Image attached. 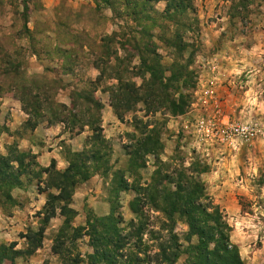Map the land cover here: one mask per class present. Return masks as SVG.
I'll return each instance as SVG.
<instances>
[{
    "label": "rangeland",
    "instance_id": "rangeland-1",
    "mask_svg": "<svg viewBox=\"0 0 264 264\" xmlns=\"http://www.w3.org/2000/svg\"><path fill=\"white\" fill-rule=\"evenodd\" d=\"M149 134L161 151L135 144ZM197 164L244 264H264V0H0V264H108L101 233L139 221L131 188ZM141 222L113 264L196 244L178 215Z\"/></svg>",
    "mask_w": 264,
    "mask_h": 264
},
{
    "label": "trees",
    "instance_id": "trees-1",
    "mask_svg": "<svg viewBox=\"0 0 264 264\" xmlns=\"http://www.w3.org/2000/svg\"><path fill=\"white\" fill-rule=\"evenodd\" d=\"M149 75L151 77V83L154 79H159L154 78L153 72H149ZM115 80L119 83L121 81L119 77H116ZM156 84L157 83L154 82V85ZM154 85L151 84L149 88L153 94L156 92L158 93L157 90L152 89ZM157 89L159 90V88ZM139 91V88L135 89L134 87L133 89L132 86L128 84L117 89L115 92L117 105H113V108L118 118L122 117L121 114L123 112L128 113L133 111L132 104H130L129 101H135ZM157 99H159V96L158 98L153 96V101L156 102ZM150 104L153 105V102ZM167 104L169 107L167 110L173 115L183 114V107L175 106L169 102ZM153 111V113L158 112L155 110ZM95 123H97V120L90 121L91 125ZM148 127H150V125H147V128ZM149 133H152V130H150ZM135 144H137V146H142L146 154L156 153L158 148L159 151L162 149L159 136H153L151 134L143 139H139ZM131 154L137 155L134 152ZM139 158L140 157H138V159ZM160 164L163 165L162 163ZM133 166L137 167V169L142 167L141 164L137 165L136 162H133ZM143 168H145V166L141 169ZM208 170L207 166L197 164L194 171L192 170V176H188L187 181L181 182L180 178L182 179V172H176V170H174L173 174H175V177L170 178L167 174L159 176L163 171L162 169H158V171L153 174L150 182H144L140 184L138 188H131L129 184H127V188L130 187L133 192L138 191L135 205L132 204L130 209L131 212L139 218L137 223L139 227L132 230L137 224L135 221H131L128 227L129 234L121 235L120 231H115L116 233H113L109 230L108 232L101 233V241L104 244V251L102 250V253H104L107 258L108 256H113L110 258L108 264L115 263L119 256H117L114 251L107 250L106 246L114 244L116 247L122 246V248H125L129 245L130 236L136 238L142 236L143 232L146 231L147 224L141 221L146 220L148 211H153L154 213L158 212L170 219L178 215L179 218H183L186 221L188 232L197 239L196 244H190L186 250H181V245L178 244L176 237L173 236L171 238V251H173V253L160 249V254L154 256V262L156 264H175L182 255L189 258L188 264H244L237 247L230 241L231 230L226 222V216L223 210L219 206L213 204L205 193L204 184L200 181V176L206 174ZM183 172L189 173L190 171L187 169L183 170ZM70 173V170L67 171V174ZM69 176L72 177L73 175ZM176 176H178V178H176ZM169 178L173 188L164 185V180ZM105 256L103 260H105ZM130 263L145 264L137 254L136 256L133 255Z\"/></svg>",
    "mask_w": 264,
    "mask_h": 264
},
{
    "label": "built area",
    "instance_id": "built-area-1",
    "mask_svg": "<svg viewBox=\"0 0 264 264\" xmlns=\"http://www.w3.org/2000/svg\"><path fill=\"white\" fill-rule=\"evenodd\" d=\"M255 129L252 126L231 127L230 133L241 138L248 139L254 136Z\"/></svg>",
    "mask_w": 264,
    "mask_h": 264
}]
</instances>
